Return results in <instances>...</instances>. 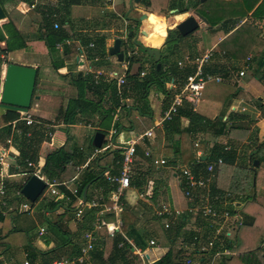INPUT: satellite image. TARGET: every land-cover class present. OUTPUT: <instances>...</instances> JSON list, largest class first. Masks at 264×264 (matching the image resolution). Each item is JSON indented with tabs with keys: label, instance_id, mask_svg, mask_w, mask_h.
<instances>
[{
	"label": "crops",
	"instance_id": "obj_1",
	"mask_svg": "<svg viewBox=\"0 0 264 264\" xmlns=\"http://www.w3.org/2000/svg\"><path fill=\"white\" fill-rule=\"evenodd\" d=\"M115 1L116 0H84L80 4H74L70 7V13L66 17L64 24L65 29L70 34V37L64 39L62 41L63 43L60 44L61 46H56L57 58L55 63H59L61 65L58 68H54V57L49 52L47 45L45 44L44 40L37 39L35 36L37 34L35 26H38L39 22H30L29 20H26V17L25 15L23 16V14L31 13L35 5H39V9L44 11L47 9H53L58 5L61 6V1L36 0L35 3H33V0H4V4L2 6L7 15V24L1 27L10 25V20L12 19L17 28H19L20 32H22L24 35H28L26 47L10 52L11 58L15 59L17 64L33 66L37 68L38 92H42L45 97H49L52 96V92L50 90L53 89H50L49 87H55V92L60 94L58 91H61L63 96L62 92L65 90L68 91L71 88L70 94L74 95L75 89L71 84H66V81L69 80V76L66 75L67 73H83L86 75L87 73L93 74L92 71L95 70H115L121 72V65L125 62H128L127 59L124 58V52L122 61L117 60L115 55L108 54L107 56L102 55L101 53L97 54V52L94 53L96 47H100V49H108L113 44L114 39L119 37L118 32L115 31L117 23L114 21L113 17H124L125 12L114 9L113 6ZM168 1L171 0H162V2L161 0H151L153 7L157 5L159 7L150 9L152 12L145 11L144 8L137 7V4L134 5L132 0L131 2L130 0H122V6L126 12L127 8L137 12L138 15H133V17L138 18V20L139 17L144 14L139 22L148 24L149 20L151 22V14H156L162 17L165 21L167 20L164 11L161 9L166 7L165 5L168 3ZM184 1L186 2L188 0ZM203 1L204 0H200V2ZM259 1L260 0H256L247 10V12H244V14L241 9L234 7L232 10L231 8L230 10H227L229 13L227 16L228 18H222V20L218 22H212V20L205 22L201 21L199 22L198 27V29L201 28V32L199 34L198 32L194 33L196 31L195 30L186 36H182L181 40H176L181 49V53L180 55H177V57L175 54L173 58L177 61V64L178 61L183 62L182 66L178 65L180 68L188 66L194 69L193 63L187 61V59L193 60L196 57L203 55L207 50H213V56L211 60L205 65V67H209L210 70L206 73L212 74L214 78L204 84L200 97L195 104L189 102L197 114L203 116L206 119L214 120L213 123L208 124L205 127L198 125L192 126L190 125L189 119L186 116L180 115L175 116V118L171 119L170 121H166V123L164 122L161 125H156V122L161 118L163 110L169 106L172 98L181 89V84L179 81L177 79H173L172 77L165 78L166 81L164 82L165 84L161 90L157 89L155 86L149 88L147 95V113L142 114L139 108L134 109L133 106L129 108L128 113L126 114L119 108L115 109V111L111 113L112 119L109 121V129L107 130V133L104 137L108 138L110 136V131L113 128H116L117 131L115 134H113L112 139L117 145L125 144L129 139L137 140L136 154L131 165L130 180L134 179L136 180V183L143 184V190L139 191L135 185L130 184V187L122 192L120 199L117 202L119 208L115 212H106L104 217L106 226L98 231H95L98 239L96 240L93 249L95 248L97 242L101 243L100 245L103 249L104 258L109 255L113 247V237L115 236L116 232H119L122 237L132 245L131 251L137 255L136 264H153L162 258L169 250L172 251L175 261H178L179 263H186L187 260H190V263L187 264H208L212 253H214L216 250L222 249L216 246L213 248V251H211L210 256L209 252L201 253L197 249L196 244L201 242L208 243L209 241L214 240L213 229L208 225L209 220L201 214L187 213L186 216H178L175 221H183L184 225L179 233L177 232V234L173 235V233H167L168 231L166 230L174 225V223L171 224L170 227L165 228L163 226V219L156 216L155 210L158 209L161 204H167L170 206V208L178 210L188 207L189 203L184 197L183 189L179 184L181 169L183 167H190L189 164L195 163L200 157H202V160H204L205 157L209 155L212 147L215 144H221L225 146L226 150H230V148L236 150L237 158L236 163L234 164L236 166L239 164V162L241 163V161L244 159L245 153H249V151L251 152L252 150H256L254 154L258 153L259 158L264 156V148L259 150L262 152L259 154L258 149L254 147L256 141H258V143L264 141V42L256 41L252 46L247 45L249 38L254 36L258 38L262 34L264 35V29L261 30L262 27L264 28V8L260 13H254V11H252L254 7L258 5ZM22 3L24 4V8L20 9L19 6ZM15 9L21 11L22 15H19ZM106 9L112 10V13L108 16H106L108 13L106 12ZM188 11L194 16L195 13H197L191 8H189ZM149 13L150 17L148 16ZM242 15H253L254 17L253 21L250 23V27H247L248 29H246V32L250 30L249 37H244L245 35H243V33L238 34V31L243 28L246 21V18ZM125 23L126 29L124 30L128 31L129 27H136L137 22L127 21ZM142 23L140 24V28ZM143 30L145 31V29ZM102 36H104V43L102 44L103 47L98 44H96L97 46L94 45L93 47H90L89 44L94 43L93 39H90L88 44L83 42L87 38ZM146 37H148L146 39L152 40V42H157L153 31H150ZM140 38L141 36L138 32L136 40L140 41ZM126 39L127 38H124L125 41ZM141 42L144 43V41ZM0 45L2 46L4 43L2 42ZM123 46L125 47V54L126 48H128L131 50L132 54H135L139 59V61H135L131 65L130 71L134 72L140 69V72L143 71L147 75L149 67L151 66L150 59L141 53L136 47L135 49H133L132 46L129 47V44H126V42ZM158 47L160 49L161 46ZM247 48H251V52L245 56H242L243 51H245ZM64 49L67 50L66 56L61 57V53ZM122 50L123 47H121V51ZM90 54L93 56H89ZM8 59H10V56H8ZM237 61H240L242 64H236ZM246 61L249 62V67L246 68L244 76H239V71L244 68ZM5 67L6 63L2 64L0 91ZM117 67L120 70L116 69ZM248 72H250V75ZM140 78H142L141 74ZM234 88L236 90H232ZM170 90H172L173 93H171ZM38 96L39 97L37 99H40L41 96ZM69 97L64 99L63 96L58 108L64 107ZM132 101L133 100L131 99V104ZM108 103L109 102H106L104 107H108ZM35 105L38 107L37 104ZM31 108L32 104L28 110V113H30L36 119H40L43 122L52 121L55 119L54 115V119H49L52 116L45 115V113L35 114L34 112H30ZM156 113L159 114V117ZM99 117V115L95 114L92 116L91 121L96 122ZM106 121H108V119ZM56 122L58 124L63 123L57 120ZM116 123H119V125L117 126ZM80 124L81 123L78 125ZM104 124L106 125V123L103 122V125ZM75 125L73 126L75 127ZM223 126L225 127L224 133L217 135L216 133H220ZM65 127H69V132L70 127L72 126L65 124L53 128L52 136L50 137L47 135L46 140L41 143L38 153L39 159L36 163V165L39 166L40 171L41 168H43L46 155L57 150V148L65 142L66 136L62 132V129ZM28 128L29 127H27V129ZM34 128L35 127H31V133ZM84 129H86L87 132L85 136L82 137L81 141H73L84 151L83 165L80 167L86 166V163L88 164V158L93 152L87 150L86 146L84 145L88 134L90 133L89 136H91L95 129L101 128L98 125L92 127L90 123L86 124ZM150 129L152 131L151 136L139 138L140 135ZM69 135H71L70 132ZM58 136H61L59 139L61 141H57ZM73 136L72 139H75ZM89 139L90 137L88 140ZM56 141L57 143H55ZM44 144L51 146L52 151L46 152L44 150ZM2 151H4L6 155L3 157V164L0 163V178L4 176L5 183L8 184H23L26 181L28 175L23 172L13 173V171H11V168L16 165V157L20 152V144L13 141V143L7 145L5 144V140H2L0 141V153ZM43 151H45L46 154H42ZM147 151H150V156L145 155V152ZM252 155H249L248 160L249 164L251 163V166L253 167V164L250 160V156ZM158 157L166 159V164L162 166L153 164L152 158ZM258 161L259 165L264 163V160ZM7 164H9V166H6ZM78 168L79 166H76L75 168L69 166L65 173V178L62 182H64L69 188L75 187V172ZM140 173H146V175H142L145 176V178L140 177ZM115 174H117V172ZM216 177L217 176L214 174L213 182L217 188L222 190L223 185L222 183L215 182L217 179ZM221 179H224V177ZM88 185L90 186V184ZM115 185V189L111 191L107 197H103L107 205H111L113 202L110 195L117 189V184ZM89 186L87 188L86 201L83 202V197L79 196L77 197L75 204H73V206H75L74 215L72 216L73 218H71L68 222V227L72 232L76 230L77 222L83 220V217L81 219L77 218V209H81L83 215L85 210L92 209L89 207L90 201L95 199L97 196H103L101 189H98L97 191L100 192L97 193L93 192ZM154 187L157 188L156 191L154 190ZM89 190L92 194L90 195L89 200H87ZM140 193H143V196H140ZM20 196H22V198H20ZM18 197V201L7 204V206H3L1 201L4 199L0 195V211L17 210L21 213H25L18 216L16 220L18 221V227L20 229H28L29 225H25L27 223L25 221L24 215H26L28 218V214L33 209L35 203L39 200L42 201L46 199V197L40 198L39 196L34 203L26 199L22 194L18 195ZM49 197L52 198L55 196L47 195V199H49ZM65 197L66 196L58 197L56 199H64L63 204H66V202H68V198ZM251 199L255 200L256 198L255 196H252ZM251 199H249L247 195L245 196V194H240L237 200L231 199V207L234 210V213H231L230 208L227 207L226 204L225 207L223 205L220 206L221 210L229 211L230 215L227 218L228 228H224V232L230 233V237L226 239L233 241L232 245L236 246L238 245L237 239L242 238L244 245H241L242 251H233L231 248L224 247L226 250H229L231 254L227 255L222 253L215 259L214 264H222V259L224 257L235 255L238 252L242 257V261L239 260L237 264H264V242L258 249L246 247L245 244L247 245V243L245 242H250L248 238L250 231L241 227L238 231L239 224L243 223L242 217H245L247 221H250L252 218L253 221H255L253 226L248 227L250 230L256 227V230L260 232L264 229V211L262 207L260 206V209H258V207L251 205V207H249L250 210L247 211L248 208H246V205ZM22 202L29 203L32 209H19L17 203ZM203 202H205V200L202 197L198 203L203 204ZM63 209L64 208L62 207L57 208L55 212H62ZM92 210L93 213L91 216L90 225L88 228L82 230L79 234V240L82 242V246L85 244V240L82 238L83 233L85 231L95 230L93 226L95 220V211L94 209ZM126 212H129L134 216L128 218L126 217ZM54 214V212L51 213L50 211L43 210V214L41 216L39 215V229L40 227H44L45 234L47 231L45 218L53 217ZM245 215H247V217ZM150 217L152 220L161 222L160 225L163 230L162 233H159L158 230H151L149 226L147 227L151 221L149 220ZM123 220L125 222L133 221L137 230L142 234L146 241H148V246L144 250L136 248L133 242L126 236L124 232H122L121 227L123 225ZM1 225L2 224L0 222V227ZM109 226H111L113 230L109 229ZM20 233L21 232H18L15 237H12L8 244L5 242L0 243V264H23L26 259H28L30 262L27 249L31 247L43 252L51 249L54 245L53 242H46V239L44 238L45 234L39 235V233L36 232L33 236L25 235V237H23ZM195 237H198L200 242H197ZM151 240L154 241V244H150ZM27 241L29 242V245L26 248ZM219 243L224 244L225 237H220ZM119 245H121V243ZM248 249L251 251L247 252ZM69 252L70 246H63L57 251V256L51 258L50 261L46 260V258L41 254H38L33 264H53V261L59 260L61 258H74L78 256H69ZM90 252L88 258L83 264H98L92 260L90 257ZM261 252H263V255H261ZM228 264H233V261H229Z\"/></svg>",
	"mask_w": 264,
	"mask_h": 264
},
{
	"label": "trees",
	"instance_id": "obj_2",
	"mask_svg": "<svg viewBox=\"0 0 264 264\" xmlns=\"http://www.w3.org/2000/svg\"><path fill=\"white\" fill-rule=\"evenodd\" d=\"M61 6L58 5L53 9H47V10H40L39 5H35V7L32 9L31 13L23 14L25 15L26 20L31 21H37L38 26H35L36 30V38L40 40H44L45 44L48 47L49 52L54 57V68H58L61 64L55 63L56 61V54H57V48L56 44L58 42H62L64 39H67L70 37V34L65 29L64 24L66 21V17L70 13V7L74 4H80L84 0H60ZM162 2V0H161ZM200 0H171L166 3V7L161 9L164 11V14L166 16V11L169 9L177 8V12H183L189 10V8L195 10L197 13L198 6L200 5ZM0 4H4V0H0ZM263 4V0L257 5V7L254 9V13H260L262 10H260V6ZM137 7L144 8L145 11H150V9L159 8L158 5L153 7L151 4V0H139L137 2ZM161 11V12H162ZM200 14V13H199ZM126 15V14H124ZM9 16V13H8ZM36 18V19H35ZM38 18V19H37ZM128 22H137L136 27L128 28V32H132V35H127L126 41L122 39L121 47H123L124 52V58L128 61V70L126 72V82L123 87L122 93H118L116 84L114 80H109L106 78H100L99 80H95L93 78V74L87 73L84 75L83 73H67L66 75L69 76V81L72 87L75 89V94L71 95L66 102V105L64 107H60L57 113V116L55 119L57 121L63 122L66 125L73 126L75 124L79 123H85L90 124L91 118L93 115L97 114L100 117L96 121V125L100 126L101 129H95L93 131V134L90 136V139L87 142V150L93 151L94 146L92 145V139L95 134V132L99 131L104 134L107 133V130L103 128V122H105L107 119L110 121L112 119L111 113L115 111V109L119 108L123 111H125V114L128 113L129 108L133 106L134 108H139L142 112V114L147 113V109H142V101L144 99L147 102V95L148 90L151 86H155L158 89H162L164 86L165 78L172 77L173 79H177L179 83L181 84V88L183 84L186 81V78L188 75L193 73L192 67H178L177 61L173 58V56L180 55L181 49L176 42V40H181L182 36L179 34L177 29L175 27L167 29V34L165 37V40L163 44L160 47L161 51V58H160V67L157 69L156 64L157 62L154 61L152 57L149 56V54L146 51V47L149 48L148 45H145V43H142L141 41L137 40L136 42H139L141 45H138L137 49L146 55L151 62L150 66V74H152L151 78H148V74L143 75L142 78H140V69L137 71L131 72L130 67L135 61H139V59L131 54V56H126L125 54V47L123 46L126 42V44H129L132 47L136 44V42L133 41L134 36L137 34L138 28H140V22L138 18L132 17L127 18ZM174 23L176 22L173 19ZM10 25L6 27L0 26V43H4V45H0V77H1V66L4 63H10L7 59V54L9 52H13L15 50H20L26 47V40L28 38V35H24L22 32H20L19 28H17L14 21L10 20ZM58 23V27H54V23ZM2 25L7 24V20L2 21ZM128 34V33H127ZM94 40V45L98 44L103 47L104 43V36L102 37H92L87 38L83 42L86 44L89 43V40ZM43 42V43H44ZM44 44V45H45ZM97 46V45H96ZM95 46V47H96ZM128 48H126L127 50ZM97 52V54L107 55L108 56V49H103L100 47H96L94 50V53ZM67 53V50H63L61 53V57H65ZM93 56V55H89ZM209 67L204 66V72L209 71ZM64 75V76H66ZM0 84H1V78H0ZM38 85V78H36V84H35V91L37 89ZM171 93H173L172 90H170ZM129 97L132 99V104H124L123 101H121L122 98ZM109 102L108 107H104L105 103ZM136 105V106H135ZM146 107L148 108V102L146 104ZM186 116L189 119V123L192 126L198 125L201 127H205L208 124H211L214 122V120H209L204 118L203 116H200L197 114L193 106L187 102L184 101V103L179 107L178 112L175 116ZM21 116L18 112H8L5 115L0 116V125L3 126L0 132V140H5L6 137L9 136L11 133V122L19 119ZM175 116L173 118H175ZM172 118V119H173ZM166 123V122H165ZM118 126L119 123H116ZM17 126H20L24 129V131L27 130V127L23 124V122H18ZM69 127H65L62 129V132L66 136L65 142L57 148V150L52 151V147L48 144H44V150L46 152H50L46 155L45 161L43 164V174L46 178L49 180H52L56 178L59 181H63L65 178V173L69 166H72L75 168L76 166L79 168L77 169L76 177H75V189L76 193L72 194L71 191L65 188V186L60 185L59 190L64 193L66 196L65 198H68L66 204H63L62 199L55 200V197H52L47 199L48 201L43 203V210L50 211L51 213L55 212L57 208H64L62 212L55 213L53 217L45 218L46 221V227L47 231L44 235V238L46 239L47 243L53 242V247L51 249H48L46 251H38L34 248L27 249V254L30 258V264H33L34 260L38 256V254H41L46 258L47 254H56L59 248L63 246H70V252L68 253L69 256H76L79 254L80 247H82V242L79 240V234L82 230L88 228L91 222V216L93 213L92 209L85 210V213L83 214V220L80 222H77L76 230L74 232L70 231L68 227V222L70 221L72 216L74 215V209L75 201L77 200V197L82 196L83 190L86 185L90 184L91 190L93 192L99 193L100 191H97L98 189H101V193L103 197H107L111 191H113L116 187L115 184L110 183L106 175L109 174H115L118 171V167L121 161V151L120 149H109L107 151H104L103 153L97 154L94 156L86 166L80 167L83 165V150L79 145H77L75 142H73L72 136L69 135ZM229 130V129H228ZM225 131V127L223 126L222 130L218 134H223ZM47 133L42 128H34L32 133L29 137L23 136H15L14 140L15 142H18L20 144V152L19 155L16 157V165L11 168V171L13 173H28L33 170L32 167L28 166V161H32L34 164L37 163L39 156V148L41 143L46 140ZM258 151L261 148H264V141L258 143L256 141L255 146ZM257 154H253L250 156L251 162L258 158V160L263 161L264 156L262 158L257 157ZM217 158H222L223 163L218 164L214 168L216 178V183H222L223 189H219L215 186L214 182L211 187V193H219L223 196H225L226 201L232 199L234 193H241V190L244 189V186H246L247 179L246 177L237 174V170H235L233 167H237L234 165L236 163L237 153L236 150H233L230 148V150H226L225 146L221 144H215L209 155L205 157L204 160H202V157H200L195 163L189 164L191 170L196 175L206 176L207 175V165L209 162L214 161ZM70 162V164H69ZM227 165L232 167L230 170L233 172V175H230L228 171L222 170V166ZM234 165V166H233ZM251 165V163H250ZM258 167V166H257ZM253 168V167H252ZM255 170V168H253ZM107 173V174H106ZM140 177L145 178L146 173H140ZM226 175H230V177H226ZM239 176V177H238ZM222 177H225L224 179H221ZM221 180L222 182H219ZM234 182H236L237 187L233 186ZM130 184L135 185V187L141 191L143 190V184L136 183V180L131 179ZM23 184H8L5 183V195L3 197L4 201L7 204L14 203L15 201L19 200V197L17 195V192H20ZM157 188L154 187V190L156 191ZM234 192V193H233ZM91 191H88V198L91 195ZM104 197V198H105ZM22 198V196H20ZM231 200V201H232ZM251 205L258 207L260 209V205L254 200L251 199L247 203V211H249V207ZM232 205L229 204L227 207L230 208L231 213H234V210L231 207ZM264 211V210H263ZM25 213H21L17 210L12 211H0V243L5 242L8 244L9 240H11L12 237H15V235L18 232H21L22 229H20L18 226L13 225L12 227H9L10 222H12L13 219H16L18 216L23 215ZM67 215V217H66ZM129 212H126V217H133ZM247 217V215H245ZM243 223L239 224L238 231L241 228L248 229L250 233L248 234V238L250 242H245L246 247H251L252 249H258L260 248V245L264 242V229L262 231L256 230V227L251 229L248 228L249 226H253L255 224V221H253V218L250 221H247L245 217H242ZM183 221H175L174 225H172L167 233L175 235L177 232L179 233L182 230L183 227ZM264 228V226H263ZM122 232L126 234V236L133 242L134 246L136 248H139L141 250H144L148 246V241L142 236V234L137 230L135 227L133 221H124L123 225L121 227ZM238 231H237V238H238ZM10 237V238H8ZM238 240V242H237ZM236 242L238 245L233 246V241L225 239V243L220 245V248H231L233 251H242L241 245H244V241L242 238H238ZM121 243V245H119ZM28 247L29 242H26ZM101 243L97 242L95 248L90 252V257L92 260L98 264H136L137 263V255L133 253L132 245L127 242L125 238L122 237V235L119 232L115 233V236L113 237V247L107 257L104 258L103 256V249L100 245ZM219 247V246H218ZM245 249V248H244ZM251 251V250H250ZM178 253V252H177ZM53 258V257H52ZM175 257L173 256V253L171 250H169L162 258H160L158 261L154 262L153 264H180L178 261H175ZM51 260V259H50ZM241 260L242 257L238 253L235 255H231L228 257H224L222 259V264H228L229 261H233V264H237V262Z\"/></svg>",
	"mask_w": 264,
	"mask_h": 264
},
{
	"label": "built area",
	"instance_id": "obj_3",
	"mask_svg": "<svg viewBox=\"0 0 264 264\" xmlns=\"http://www.w3.org/2000/svg\"><path fill=\"white\" fill-rule=\"evenodd\" d=\"M35 3L36 0H33ZM54 27H58V24L55 23ZM61 43H57L56 46H61ZM90 47L94 46V43L89 44ZM132 52L127 49L126 55L131 56ZM213 56V50H207L203 55L196 57L195 59H187V61L193 63L194 71L190 75L187 76L185 83L183 84L180 91L172 98L171 103L169 106L163 110L161 118L156 122V125H161L166 121H170L178 112L179 107L184 103V101L190 103H196L200 97L201 90L204 87V84L213 79L214 76L210 73L204 72V66L211 60ZM178 65L182 66L183 62L178 61ZM249 67V62L246 61V64L243 69L239 71V76L245 75L246 68ZM128 70V62H125L121 65V72L115 70L109 71H102V70H95L92 71L93 78L97 81L101 77H105L109 80H114L118 93H122L123 87L126 82V72ZM141 76L145 75L142 71L140 72ZM124 104H128L131 99L129 97H124L121 99ZM21 116L19 119H16L11 122V133L5 139V144L10 145L13 143L15 136H25L26 138L31 134V127L35 128H42L46 131L48 136H52L53 128L58 126L65 125L63 123L58 124L56 120L52 121H41L40 119L34 118L30 113H20ZM18 122H23V124L29 127L26 131L20 126H17ZM3 126L0 125V132ZM116 128H113L110 131V136L104 137V141L100 147H95L92 155L88 158L89 161L97 154L103 153L109 149L119 148L121 149V161L118 167L117 174L115 175H106L107 179L111 183L117 184V189L110 195L112 197V204L107 205L105 203L103 196H97L95 199L90 201L89 207L94 209L95 211V220H94V231H85L82 235L83 240H85V244L81 247L79 254L77 257L74 258H61L59 260L53 261V264H83L85 260L88 258L89 252L93 249L98 236L96 235L95 231H98L106 226V221L104 219L106 212H115L118 207V201L122 192L125 189L130 187V172H131V165L134 160V156L136 154V145L137 140L129 139L125 144L117 145L114 140L112 139L113 134L116 133ZM152 131L147 130L139 138H143L144 136H151ZM2 141V140H0ZM227 148V147H226ZM6 155L4 151L0 153V163L3 164V157ZM146 156H150V151L145 152ZM198 160V159H197ZM152 162L155 165L162 166L166 164V159L162 157L152 158ZM222 158H217L216 161H211L207 165V175L201 176L196 175L190 167H183L180 172L179 184L183 189V195L187 199L189 205L185 209H172L167 204H161L158 209L155 210V214L157 217L163 219V226L165 228L170 227L171 224L175 222L178 216H186L187 213L193 214H201L202 216L206 217L209 220V227L213 229L214 233V240L209 241L208 243H198L197 249L201 253L209 252V256L213 248L216 246L222 245L219 243L220 237L229 238L230 233L224 232V228H228V220L227 218L230 216L229 211L221 210L220 206L225 204L227 205V201L225 196L217 193L211 194V184L213 183L214 179V168L218 164H222ZM87 165V163H86ZM6 166H9L7 164ZM28 166L32 167L33 170L26 173L28 176L31 174L37 175L40 179L45 181L46 187L40 195L41 197H46L47 195L58 197H64V193L59 190V186L63 185L66 189L71 191L72 194L76 193V189L69 188L64 182L59 181L57 179L49 180L46 178L40 171L39 166L34 164L32 161H28ZM5 175V173H4ZM7 175V174H6ZM5 180L4 176L0 178V195L4 197L5 195ZM17 195H21L20 192H17ZM140 196H143V193H140ZM203 199L205 202L203 204L198 203L199 200ZM3 206H7V203L3 200L1 201ZM18 208L21 210H31V206L27 202L17 203ZM17 207V206H16ZM76 216L78 219L83 217L81 209H77ZM182 218V217H181ZM45 232L44 227H40L38 233L42 235ZM113 234V233H112ZM110 234V235H112ZM197 242H200L198 237H195ZM224 240V239H223ZM150 244H154V241L151 240ZM221 249V248H220ZM231 254L229 250L222 248L221 250H216L212 253V256L209 260L208 264H214V261L217 257L221 254ZM186 263H190V260H187ZM23 264H30L29 260L26 259Z\"/></svg>",
	"mask_w": 264,
	"mask_h": 264
},
{
	"label": "rangeland",
	"instance_id": "obj_4",
	"mask_svg": "<svg viewBox=\"0 0 264 264\" xmlns=\"http://www.w3.org/2000/svg\"><path fill=\"white\" fill-rule=\"evenodd\" d=\"M255 1L256 0H230V1H226V0H204L198 6V11H199L200 15L202 16V18L204 19V22L208 21V20L209 21L212 20V22H218V21L222 20V18H228L227 16L229 13L227 10H230V8L232 10L234 7H237L238 9H241L243 11V14H244V12L246 13L247 10L253 5V3ZM261 1L262 0H260L258 2V5ZM130 2H131V0H130ZM132 3L135 5L133 0H132ZM113 7L115 10H121V12H125V14H126V15H124V17H120V18L113 17L114 21L117 23L115 31L118 32L119 37L124 40V38L127 37V33H128V31L124 30V29H126V26H125L126 23L125 22H127V18L128 17L132 18L133 15L137 16L138 14H137V12H135L129 8H127V12H126L124 7L122 6V0H116ZM256 7H257V5H256ZM256 7H254V9ZM263 8H264V0H263V4L260 6V10H262ZM254 9L252 11H254ZM15 11L19 15H22L21 11H19L17 9H15ZM106 12H108L106 15V16H108L109 14L112 13V10L106 9ZM148 16L150 17V13ZM242 16H244L246 18L245 19L246 21H245L243 28L238 31V34L243 33V35H245L244 37H249L250 36V30L248 32H246L247 31L246 29H248L247 27H250V23L253 21L254 17H253V15L252 16L242 15ZM159 17L160 16H158L156 14H151V18H150L151 22H150V20H149L148 24H143L141 22L142 26L140 29L138 28L139 31H137V33L139 32V35L141 36L140 41H144L145 45L152 46V47L161 46L165 40V37H166V29L174 26V24H175L173 21V15L170 14L169 11H166V16H165L167 18L166 21L162 17H160V19H159ZM196 18L199 19L198 17H196ZM164 21H165V23H164ZM198 21L201 22L200 19ZM263 26H264V22H263ZM144 27H147V28H144ZM143 29H145V31L147 30L146 33H150V31H153L154 36H156L155 38H156L157 42L155 43V42H152V40L146 39V38H148V37H146L147 34H142V32H141ZM263 29L264 28L262 27L261 30H263ZM197 32L199 34L201 32V28L197 29L194 33H197ZM149 38H150V36H149ZM256 41H261V42L263 41L264 42V35L262 34L258 38L256 36L249 38V42L247 43V45L252 46ZM137 43H139V42H136L134 47H132L133 49H135V47L136 48L138 47ZM130 47H131V45H130ZM251 48L245 49V51H243V53H242V56H245L246 54L251 52ZM10 54L11 53L9 52L6 56L7 59H8V56H10V59H8V61L16 63V60L11 58ZM134 56H136V55L134 54ZM176 57H177V55H176ZM236 64L241 65L242 63L240 61H237ZM116 69L120 70L118 67ZM248 71H251V70H248ZM249 73L250 72H248V74ZM151 77H152V74H150V67H149L148 78H151ZM48 84H50V83H48ZM66 84H70V81L67 80ZM49 88L50 89L53 88L52 90H50L52 92V96L45 97V95L42 92H38V87H37L35 94L40 95L41 97H40V99H35V98L32 99V108H31L30 112H34L35 114H44L45 113V115L52 116L49 119H54L57 116L58 109H59L58 105L62 101L63 96L65 99L66 97H69L71 95L70 94L71 88L68 91H66V90L63 91L62 92L63 96L61 94V91H58L60 94L55 92V90H56L55 87H49ZM232 90H236V89L234 88ZM147 102H148V96H147ZM147 102L145 99H144V101L141 102L142 103V109H144V110L147 109V107H146ZM129 103H131V102H129ZM35 104H37L38 107H36ZM156 114H158V113H156ZM53 115H54V118H53ZM158 117H159V114H158ZM104 123H106V125L104 124L103 128L108 130L109 129L108 128L109 127V120L105 121ZM85 125L86 124L82 122L80 125H78V124L75 125V127H77V128H75L74 126L70 127L69 132L72 136L74 135L73 137H75V139H76L75 140L73 138V141H79V140L81 141L82 137L85 136V134L87 132V130L84 129ZM91 125H92V127H95L96 122L92 121ZM89 135H90V133L87 136V140H85V143H84L85 146H87V141H88V138L90 137ZM60 137L61 136L57 137V139H58L57 141H61V140H59ZM57 141L55 143H57ZM245 152H247V151H245ZM261 153L262 152L259 151V154H261ZM42 154H43V152H42ZM256 154H257L256 156L258 157V153H256ZM249 155H250V151H249V153H245L244 159L241 161V163L239 162L237 167H233L235 170H237V174L241 175V177L243 176V178L245 176L247 179L246 186H244V189L241 190L240 194H242V195L245 194V196L247 195L249 199H251L252 196H255V198H256L255 201L259 205L261 204L260 206L264 210V163H261L258 167L256 166L255 170H254L252 168V166L249 164V160H248ZM215 161H216V159L214 160V162ZM252 163H253V161H252ZM231 169H232V167L224 165V166H222V169L220 172H222V170L223 171L226 170V171H228V173L230 175H233L234 173L230 171ZM214 174H215V172H214ZM230 175H226V177L228 178V177H230ZM220 182H222V181L220 180ZM212 184H211V187H212ZM233 186L237 187L236 182H234ZM240 194L234 193L233 199L237 200ZM55 200H57V199L55 198ZM39 201H37L35 203V205L33 206V209L28 214V218L26 215H24L25 221L27 223L25 225H29V226H28V229H23L21 231L20 234L23 237H25V235L33 236V235H35L36 232H38L39 224H40L39 215L41 216L43 214V209H44L43 203L48 201V200L46 198V199L40 201V203H39ZM229 204L232 205L231 199L227 201V205H229ZM54 213H56V212H54ZM149 220H151V221L149 222L147 227L149 226L151 228V230H155V231L158 230L159 233L163 232L161 225H160V223H161L160 221L152 220L151 217ZM41 221H42V218H41ZM13 225L18 226V221L16 219H13L12 222H10L9 227H12ZM249 251H250V249L247 250V252H249ZM261 255H263V252H261ZM54 256H57V255L56 254H47L46 260L50 261V259Z\"/></svg>",
	"mask_w": 264,
	"mask_h": 264
},
{
	"label": "water",
	"instance_id": "obj_5",
	"mask_svg": "<svg viewBox=\"0 0 264 264\" xmlns=\"http://www.w3.org/2000/svg\"><path fill=\"white\" fill-rule=\"evenodd\" d=\"M133 1L135 4H137L139 0ZM19 8L23 9L24 4H20ZM169 13L173 15V19L176 21L174 26L172 27H175L181 36H186L198 29L199 21L196 17H198L201 21L204 22V19L199 13H195V17L188 10L183 12H177V9H171L169 10ZM143 15L139 17V20H141ZM6 19V12L3 6L0 4V26H3L1 23ZM128 35L131 36L132 32H128ZM137 35L138 33L133 38L134 42L137 41ZM121 42L122 39L120 37H116L114 39L113 44L108 48V54L115 55L116 59L119 61L123 60ZM137 44L141 45L140 43ZM146 51L149 56L152 57L155 62H157L156 67L158 69L160 67L159 61L161 58V51L159 47L149 46V48L146 47ZM37 72V68L33 66L21 65L13 62L6 64L2 87L0 91V116L5 115L8 112L25 113L30 109L32 99H37L39 97L38 95L34 94ZM104 136L105 134L102 132H95L92 139V145L95 147H100L103 143ZM255 152L256 150H252L250 152V155L254 154ZM43 153L46 154L45 151H43ZM252 164L253 167H256L259 165V161L257 159H254ZM88 186L89 185L85 186L82 193L83 202L86 201ZM45 187V181L40 179L37 175L31 174L23 183L20 192L26 199L34 203L41 195ZM109 227V229L113 230L111 226Z\"/></svg>",
	"mask_w": 264,
	"mask_h": 264
},
{
	"label": "bare ground",
	"instance_id": "obj_6",
	"mask_svg": "<svg viewBox=\"0 0 264 264\" xmlns=\"http://www.w3.org/2000/svg\"><path fill=\"white\" fill-rule=\"evenodd\" d=\"M142 33H143V34H147V35H148V33H146V31H144V30L142 31Z\"/></svg>",
	"mask_w": 264,
	"mask_h": 264
}]
</instances>
